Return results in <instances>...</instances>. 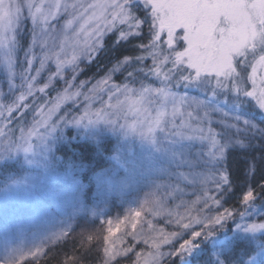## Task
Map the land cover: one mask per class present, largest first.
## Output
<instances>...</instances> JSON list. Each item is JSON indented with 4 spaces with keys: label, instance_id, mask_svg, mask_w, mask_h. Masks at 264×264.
I'll return each mask as SVG.
<instances>
[{
    "label": "rangeland",
    "instance_id": "374dc122",
    "mask_svg": "<svg viewBox=\"0 0 264 264\" xmlns=\"http://www.w3.org/2000/svg\"><path fill=\"white\" fill-rule=\"evenodd\" d=\"M66 18L61 14L57 19L58 29ZM21 36L27 41L26 48L22 49L23 53L20 52V44L24 41L21 42ZM34 47H36L34 25L30 19L22 22L14 42L0 46V97L5 98L4 104L17 90L13 81L10 82L11 77L17 76L19 83L22 82L21 73L29 58L30 50ZM9 49L15 60L13 64L15 75L10 72L6 59ZM36 50L39 51V48L36 47ZM94 59L89 62L82 57L75 73L71 67L65 68L61 76L55 77L54 81H49L48 76L49 72L55 71V65L49 64L37 78L36 85L39 86V82L44 80L45 83H52L57 79L71 83L81 73L82 67L79 63L89 64ZM33 67L34 69L39 67V62L37 61ZM115 67L117 66L113 68ZM113 68L99 79L96 86L92 87L90 92L94 97L84 104L81 116L87 111L92 120L85 118L79 122H69L74 126L75 131H85L87 137L100 141L106 138L115 141L114 159L108 161L97 173L87 172L88 176L85 178L80 172L76 175L71 171L66 172L60 166L63 156H58L56 153L59 143L50 136V133L58 129L66 119L59 121L55 128L43 131L41 135L28 138V142L22 143L20 147L5 149L6 152L1 155L7 157L12 151L14 157L22 159L27 168L19 178L5 183L0 188V264H14L21 255L36 249H39V254L35 257H39L50 242L66 234L76 218L86 216L99 219L110 211L114 204L131 206V202L136 203L138 200L135 192L143 185L151 191V194L146 198L143 207L131 213L122 229L109 240L106 248L115 250L116 255L109 261V256L105 253L103 264L106 261L112 264L115 259L130 252L134 259L129 264H145V261L152 264L149 253L155 251L153 242L159 243L161 233L167 235L181 230L175 223L177 214L181 216L191 214L193 217L203 219L206 215H215L216 211L230 209L222 201L230 190L229 180L220 193L214 190L213 185L202 183L204 175L209 170L213 172L225 170V160L208 156L209 151L212 150L208 140L198 136L171 135L167 130L169 127L167 124L151 133L139 127H130L139 119L133 115L136 109L142 110L148 105L134 103L139 96L141 85L134 87L137 90L136 94L117 92L113 85H120L123 88L124 84L110 81L112 75L118 72V70L113 72ZM2 76L5 78H1ZM151 86L158 87L154 84ZM173 92L176 96H185L191 101L198 102L201 111L208 110L212 117V125L218 132L223 131L226 121L239 125L244 120H248L257 126L250 134L252 139L250 149L243 148L239 144L228 145V153L230 149L241 151L246 154L248 165V158L252 156L253 149L261 151L260 141L264 137L257 133L260 127L264 126V120L260 118L264 117V108H260L254 99L242 95L238 98L235 93H229L227 90H220L213 96L209 90L195 84L189 85L185 91L175 88ZM97 93L100 94L95 96ZM129 96L131 99L128 98ZM176 106L181 111H191L195 108V105L191 108L187 105L182 106L179 100ZM167 109L171 113V102L168 103ZM225 113L229 114L228 117H225ZM67 115V112L58 114L55 119ZM98 117L101 119L97 120ZM74 118L79 116H70L69 120ZM179 119L178 117V122ZM32 127L33 125L25 128L23 134L27 136ZM256 156L259 158L257 154ZM253 171L254 168L251 171L246 168V177L249 180ZM250 188L254 189L247 184L242 200ZM208 195L218 199V205L213 204L212 200L208 199ZM204 200L208 201V205L213 209L212 212L203 208ZM245 207L247 208L245 215L226 219L222 227L216 226L212 235L220 230H227L226 222L234 220V233L247 237L255 247V254L246 259V264L250 262L258 264L264 259V229L252 231L247 229L246 225L264 222V198L260 201L256 199L254 203L243 205L236 210L245 211ZM136 212H140L141 215L136 217ZM134 223L135 228L132 227ZM202 227V224H194L192 228L180 231L169 248H178L186 238L192 239L193 230L199 231ZM128 237H131V240ZM207 238L209 236L202 234L194 239L196 247L190 253L192 256L188 264H223L225 260H221V263L220 257L217 256L225 251L229 253L228 264H235L230 258L233 255L231 249L233 242L228 239L229 236L220 242L219 249L215 243L216 246L210 243L211 247L201 249L198 244L204 243ZM160 250L166 252L168 246L162 245Z\"/></svg>",
    "mask_w": 264,
    "mask_h": 264
},
{
    "label": "snow or ice",
    "instance_id": "6c2138e0",
    "mask_svg": "<svg viewBox=\"0 0 264 264\" xmlns=\"http://www.w3.org/2000/svg\"><path fill=\"white\" fill-rule=\"evenodd\" d=\"M61 14L67 18L58 29L56 23ZM25 19H30L34 25V44L39 51L36 47L30 50L21 73V88H26L27 96L21 92L12 104H4L0 100V121L11 123L17 112L23 118L21 109H27L24 101L33 95L37 78L49 64L55 65V71L49 72V81L61 76L68 67L75 73L82 57L91 62L104 50L105 38L116 33V38L111 41L112 46L127 44L133 49L132 52L138 51L140 54L125 56L123 61H117V67L112 71L124 65H143L136 72L146 79L154 77L160 82L158 87L145 86L141 82L139 96L134 103L147 104L148 107L136 109L133 115L139 119L130 127H139L151 133L167 124L171 135L198 136L208 140L212 146L208 156L225 161L229 155L228 145L239 144L243 148H251L250 134L257 127L255 124L248 120L239 125L226 121L223 131L218 132L212 125L208 110L201 111L198 102L176 96L173 89L195 84L206 88L213 96L220 90H227L238 98L241 95L250 97L260 108H264V0H0V46L10 45L16 40L17 30ZM6 59L10 72L15 75L11 49ZM149 60L151 63L147 64ZM37 61L39 67L34 69ZM127 76L132 78L134 72H127ZM47 87L45 84L36 90L43 92ZM113 87L117 92H137L129 84H124L123 88L120 85ZM128 98L131 99V96ZM62 99L71 97L66 94ZM177 100L182 106L191 108L195 105V108L181 111L176 106ZM169 102L172 103L171 113L167 109ZM58 107L49 109L47 113L41 108L36 112L33 127L27 136L21 130L20 140H10L8 147H20L28 142V138L41 135L48 128H55L59 121L67 119L64 116L53 119ZM224 115L228 117L229 114ZM85 118L92 120L85 111L83 116L69 122H79ZM257 135L264 137V126L260 127ZM260 144L259 158L256 155L248 158L249 171L253 166L258 168L264 165V139ZM228 180L226 170H209L202 183L213 185L214 190L220 193ZM262 192L264 184L250 188L243 196L242 204L247 206L254 203ZM208 199L213 204L219 203L211 195H208ZM203 208L213 211L207 200H204ZM246 210V207L245 211L224 209L203 219L191 214H177L175 223L180 231L190 229L194 224H202L203 227L199 231L193 230L192 239L183 240L178 248L170 249L169 246L180 231L167 235L161 233L159 243L153 242L155 251L149 253L152 264H167V257L173 254H190L196 247L195 238L202 234L211 236L216 226L222 227L226 219L245 215ZM135 215L139 217L141 213L136 212ZM185 220L188 222L185 223ZM132 227L135 228L136 224ZM246 228L252 231L264 229V222L252 223ZM162 245H167L168 251H161ZM104 251L109 261L116 255L115 250L110 248ZM38 254L39 249H36L21 255L16 264H23L29 256Z\"/></svg>",
    "mask_w": 264,
    "mask_h": 264
},
{
    "label": "trees",
    "instance_id": "16d2710c",
    "mask_svg": "<svg viewBox=\"0 0 264 264\" xmlns=\"http://www.w3.org/2000/svg\"><path fill=\"white\" fill-rule=\"evenodd\" d=\"M116 33L111 34L105 38V48L92 63L86 64L80 62L82 67L81 73L78 77L68 83L61 81V79L55 80L52 83L39 82V86L35 84L33 89V95L28 96L24 103L27 104V109H21L24 112L23 118H20V112L14 113L12 122L0 121V188L13 179L19 178L25 173V164L19 157H14L15 154L11 151L7 157L1 156L5 153V149H11L8 147L9 141H18L21 137V130L27 129L28 126L33 125V118L41 108L44 112L50 108H54L59 105L53 119L56 115L68 113L66 121L60 124L58 129L52 131L50 136L55 138L59 143V147L56 151L58 156L62 155L60 166L66 172H72L76 175L81 173L87 178V172L95 174L100 168L106 165L108 161L114 159L115 141L113 139L95 140L94 138L87 137L85 131H75L74 126L70 125V116H81L84 104L94 97L91 94L93 86L99 82V79L106 74L111 68L117 66V61H122L125 56L139 55L140 53L132 52L133 49L127 44L122 46H112L111 41L116 38ZM21 38V42L24 40ZM146 42V41H139ZM137 43V42H134ZM20 52L24 51L27 46V41L24 40L20 44ZM23 53V52H22ZM150 64L151 61H147ZM143 65H124L118 69L112 75L111 80L114 83L129 84L130 87H137L141 85V82L145 86L158 85L160 82L154 77H148L147 79L143 74L136 72V69ZM134 72V76L129 78L127 72ZM1 78H5L2 76ZM11 83L16 85L17 90L10 98L7 99L6 104H12L21 92L27 96L26 88H21L18 77H11ZM18 79V80H17ZM54 81V80H53ZM47 84L43 92H39L36 89L44 87ZM189 85L183 87L177 86L180 91L188 89ZM105 89V87H103ZM79 93V95H77ZM71 97V99H62L65 95ZM100 93L95 94V96ZM88 98V99H87ZM2 101L5 98L0 97ZM264 120V117H260ZM46 131V130H45ZM239 152V153H238ZM260 149H253L252 156L258 155ZM246 154L236 149H230L227 160L224 161V169L229 176L230 190L223 197L222 201L230 210H236V208H242V195L244 194L247 184L252 188H256L260 184H264V165L256 168L253 166L254 171L250 177V180L246 177ZM21 158V157H20ZM91 174V175H92ZM227 185V182L225 186ZM224 186V187H225ZM137 195L136 203H132L123 206L114 204L110 208V211L106 212L102 218L91 219L86 216H79L74 220L72 227L66 232V234L50 242L44 252L39 257H29L23 264H103L105 258L104 249L107 247L109 240H111L124 225V222L130 217L131 213L141 209L143 207L146 198L151 194V191L146 186H140L135 192ZM264 198V192L259 196L258 201ZM121 223V225H120ZM234 220H228L226 222L225 231L220 230L215 235L209 236L205 239L204 243H199L201 249H207L212 243L214 246L217 244L219 249L220 242L228 236L232 240V253L230 257L235 264H246V259L255 254V247L245 236L237 235L234 233ZM111 228V232H109ZM231 235V236H230ZM131 240V237H128ZM191 239V238H186ZM198 241V239H197ZM229 241V240H227ZM195 243V240H194ZM215 243V244H214ZM196 245V244H195ZM211 247V246H210ZM229 255L228 251L222 252L217 258L219 261L225 260L223 264H228ZM192 254L187 255H171L167 257V264H188L191 261ZM208 256H211L208 254ZM194 257V256H193ZM202 255L199 260H201ZM245 258V259H244ZM133 254L130 252L124 256H120L115 259L112 264H129L133 261ZM227 260V261H226ZM222 263V262H221ZM16 264V263H14ZM258 264H264V259Z\"/></svg>",
    "mask_w": 264,
    "mask_h": 264
}]
</instances>
